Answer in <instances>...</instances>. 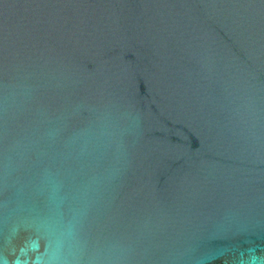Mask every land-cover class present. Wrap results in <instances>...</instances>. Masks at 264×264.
I'll use <instances>...</instances> for the list:
<instances>
[{
  "label": "water",
  "instance_id": "water-1",
  "mask_svg": "<svg viewBox=\"0 0 264 264\" xmlns=\"http://www.w3.org/2000/svg\"><path fill=\"white\" fill-rule=\"evenodd\" d=\"M0 264H264V0H0Z\"/></svg>",
  "mask_w": 264,
  "mask_h": 264
}]
</instances>
